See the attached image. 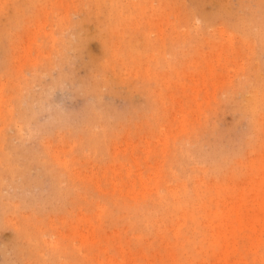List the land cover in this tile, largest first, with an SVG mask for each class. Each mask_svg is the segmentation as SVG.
Segmentation results:
<instances>
[{"label": "rangeland", "instance_id": "374dc122", "mask_svg": "<svg viewBox=\"0 0 264 264\" xmlns=\"http://www.w3.org/2000/svg\"><path fill=\"white\" fill-rule=\"evenodd\" d=\"M263 19L264 0H0V264H264V119L240 102ZM165 191L192 201L149 219Z\"/></svg>", "mask_w": 264, "mask_h": 264}, {"label": "bare ground", "instance_id": "6f19581e", "mask_svg": "<svg viewBox=\"0 0 264 264\" xmlns=\"http://www.w3.org/2000/svg\"><path fill=\"white\" fill-rule=\"evenodd\" d=\"M251 21H253V20H251ZM259 22H260L261 26L264 27V19L259 20ZM255 40L260 41L264 45V42H263L264 41V32H260L258 34V37L255 38ZM153 46H154V50H156V44L152 43L151 48ZM246 79H250V75L243 76L242 81H244ZM246 86H249V88L251 89L249 91L250 94L243 96L241 98L240 102H242V105L243 104L245 105V109L250 110L252 113H255L258 110L260 118L264 119V117H263V114H264V96L258 93L260 88L264 89V85H261L260 83L253 82L252 80H250V82L248 84H246ZM235 102H236L237 106L241 109L242 105L240 104V102L238 100H235ZM260 118L259 117L255 118L253 121V124L254 125L258 124L260 122ZM228 158H229V156H228ZM236 163H237L236 161H233L232 163L227 164V160H223V163L219 164L218 167L209 166L208 170L211 172L214 171V172L219 173L221 171V168L226 167L228 169V171L230 172V174H234L235 173L234 169L236 168ZM182 175L184 178L187 177V173L185 171L182 172ZM176 194L172 195V194L168 193L167 191H165V195L163 196L164 198H159L155 202V207L159 208L158 214L153 212V213L147 215V217L149 219L156 218L159 221L165 220L166 218H168L170 216V214L172 213V210L174 209V207L173 206L166 207L165 206L166 200H173L175 202H176V200L179 202L185 201V202H187L186 204L191 203L192 200L186 192L181 193L179 199L174 198V196ZM185 210H186V207H182L179 211H181V213H183ZM166 211H168V212H166ZM256 239H258V238H256ZM185 240L187 242H189L191 240V238L186 237Z\"/></svg>", "mask_w": 264, "mask_h": 264}]
</instances>
